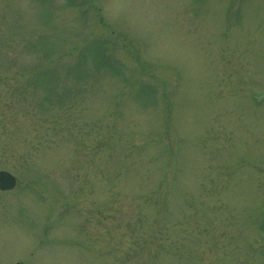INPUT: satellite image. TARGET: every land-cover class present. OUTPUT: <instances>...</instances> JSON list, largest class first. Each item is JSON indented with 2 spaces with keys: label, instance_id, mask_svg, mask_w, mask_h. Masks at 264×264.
Listing matches in <instances>:
<instances>
[{
  "label": "rangeland",
  "instance_id": "374dc122",
  "mask_svg": "<svg viewBox=\"0 0 264 264\" xmlns=\"http://www.w3.org/2000/svg\"><path fill=\"white\" fill-rule=\"evenodd\" d=\"M0 264H264V0H0Z\"/></svg>",
  "mask_w": 264,
  "mask_h": 264
},
{
  "label": "water",
  "instance_id": "95a60500",
  "mask_svg": "<svg viewBox=\"0 0 264 264\" xmlns=\"http://www.w3.org/2000/svg\"><path fill=\"white\" fill-rule=\"evenodd\" d=\"M16 178L7 171H0V191L7 192L15 189Z\"/></svg>",
  "mask_w": 264,
  "mask_h": 264
}]
</instances>
